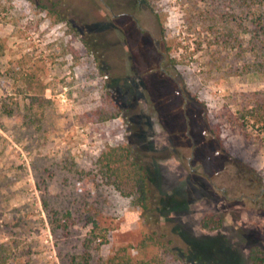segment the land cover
Segmentation results:
<instances>
[{
  "label": "rangeland",
  "instance_id": "1",
  "mask_svg": "<svg viewBox=\"0 0 264 264\" xmlns=\"http://www.w3.org/2000/svg\"><path fill=\"white\" fill-rule=\"evenodd\" d=\"M137 1L0 0V264L88 250L96 264L139 255L147 235L159 242L145 258L162 264H252L264 248V131L234 123L264 74L246 66L251 32L229 21L238 0ZM123 144L146 166L151 212L96 174ZM210 212L220 229L201 228Z\"/></svg>",
  "mask_w": 264,
  "mask_h": 264
},
{
  "label": "trees",
  "instance_id": "2",
  "mask_svg": "<svg viewBox=\"0 0 264 264\" xmlns=\"http://www.w3.org/2000/svg\"><path fill=\"white\" fill-rule=\"evenodd\" d=\"M260 3L264 4V0H238V13L231 15L229 21H236L239 30L245 28L251 32V39L242 51L250 53L254 56V60L246 66L248 70L264 74V8ZM60 21L63 19L59 17L56 22ZM223 38H225L223 40L225 44L234 46V30L230 29L228 33H224ZM176 63L179 61L176 60ZM252 95L251 103L239 109L234 123L242 131L248 130L250 125L264 131V91ZM91 114L97 115L99 121H106L116 116L102 108L93 110ZM94 166L97 176L105 184L114 188L123 197L129 198L136 207L151 212L150 178L143 160L133 147L124 144L108 146L94 160ZM200 226L206 230H217L223 226V220L218 214L210 212L203 216ZM158 242L153 235H147L134 247L139 255H134L129 247H120L113 255L99 259L96 264H162L163 259L161 257L145 258L144 256L145 251L151 245H157ZM89 246L90 244L87 245L88 249ZM163 248L165 254L176 255L169 244L164 243ZM6 251L5 245L0 244V255ZM81 258L78 263L79 259L74 257L73 264H92V255L89 250ZM248 259L252 264H264V248L259 245L251 247L248 251ZM214 264L219 263L214 262Z\"/></svg>",
  "mask_w": 264,
  "mask_h": 264
},
{
  "label": "flooded vegetation",
  "instance_id": "3",
  "mask_svg": "<svg viewBox=\"0 0 264 264\" xmlns=\"http://www.w3.org/2000/svg\"><path fill=\"white\" fill-rule=\"evenodd\" d=\"M136 1H137V0H136ZM137 2H138V1H137ZM130 3H131V2H130ZM128 15L134 19V25H135V27L138 26V18L136 17V15H135L134 13H128ZM110 27H111V25H110ZM125 29H126V28H125ZM125 29H124V28L122 29L123 34L121 35V36H122V37H121V40L123 41V40L125 39V40L128 42L129 31H128V29H126V30H125ZM123 43H124L125 45H127L126 42L123 41Z\"/></svg>",
  "mask_w": 264,
  "mask_h": 264
}]
</instances>
